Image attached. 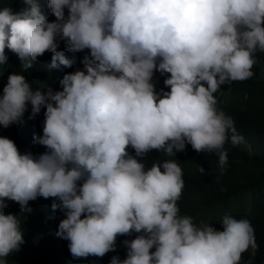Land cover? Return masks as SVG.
Returning <instances> with one entry per match:
<instances>
[{
    "label": "clouds",
    "instance_id": "clouds-1",
    "mask_svg": "<svg viewBox=\"0 0 264 264\" xmlns=\"http://www.w3.org/2000/svg\"><path fill=\"white\" fill-rule=\"evenodd\" d=\"M21 3L18 13L0 9V65L7 49L23 71L46 52L49 68L70 67L58 41L88 55L83 70L60 79L62 90L33 88L14 72L0 94V127L23 123L29 105L30 118L45 109L34 140L47 149L21 154L0 136V264L24 243L6 201L31 212L38 197L54 198L52 210L64 212L56 235L76 259L116 251L117 237L133 232L126 258L110 264H241L243 253H255L248 219L225 215L219 231L180 215L176 159L142 161L153 150L175 157L191 145L215 152L224 171L229 134L234 145L243 137L215 94L254 76L256 54L264 53V0H48L53 22L36 0ZM155 72L167 74L169 91L156 90Z\"/></svg>",
    "mask_w": 264,
    "mask_h": 264
},
{
    "label": "trees",
    "instance_id": "trees-1",
    "mask_svg": "<svg viewBox=\"0 0 264 264\" xmlns=\"http://www.w3.org/2000/svg\"><path fill=\"white\" fill-rule=\"evenodd\" d=\"M42 13L50 22L55 21L48 7V0H36ZM11 7L14 12H21L27 6L21 0H0V9ZM67 16V9H65ZM59 51L72 62L70 67L60 66L51 69V53L39 57L33 67L22 70L20 59L11 51L5 50L7 62L0 65V94L11 73L19 72L26 77L33 88L46 91L48 88L62 90L59 85L65 73L83 70L81 60L88 55V50L73 53L66 49L63 41H58ZM257 63L253 66L254 76L245 81H236L221 86L215 94L218 109L233 117L237 134L243 142L233 144L231 133L225 144L228 163L221 172L218 156L215 152H196L191 145H186L183 152H176L175 157H165L163 153L151 151L142 162L148 167L156 160H177L183 172L184 188L177 202L180 215L191 216L195 223L201 221L212 224L222 231L220 221L225 215L236 219L246 218L254 228L258 249L253 253L250 248L242 254L241 264H264V53L257 52ZM167 74L154 73L156 90L169 91L164 85ZM44 111L30 118L31 106L24 115L23 123L13 124L8 128L0 127V136L14 141L21 154L30 152L38 157L47 149L35 142L36 135L43 134ZM129 154L135 156L133 149ZM204 169L201 174L199 168ZM54 198L38 197L30 201L31 212H21L20 206L13 201H6L5 214H14L20 220L24 243L19 251L7 257V264H110L112 257L126 258L127 248L124 241L136 238L133 232L128 236H118L116 251L103 257L89 256L76 259L70 253L69 241L59 238L56 233L64 212L52 210ZM59 203V201H55ZM154 251V249H153Z\"/></svg>",
    "mask_w": 264,
    "mask_h": 264
}]
</instances>
